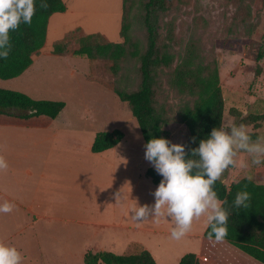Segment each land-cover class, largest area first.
Masks as SVG:
<instances>
[{
	"label": "rangeland",
	"instance_id": "374dc122",
	"mask_svg": "<svg viewBox=\"0 0 264 264\" xmlns=\"http://www.w3.org/2000/svg\"><path fill=\"white\" fill-rule=\"evenodd\" d=\"M65 2L69 9L67 17L61 18L63 16L61 14L51 17L48 41L41 54L35 56L33 66L16 79L7 81L0 79V88L24 93L38 101L63 102L64 117L74 121L71 126H59V133L68 135L74 147L76 144L79 145L78 153L74 149L70 155L74 158L78 156L81 162L79 168H74L79 173L74 176L79 179L80 187L92 188L93 184H98L104 186L105 191L110 189L111 192L115 187L120 194L119 208H123L124 205L126 207V222L150 228L164 225L162 230L172 231L175 225L165 217L158 218V222L151 217L142 221L133 218V208L155 204L153 193L158 186L152 179L146 176L140 179L139 172L133 169H128L126 172L114 169L112 158L94 162L95 158L89 150L88 143L92 141L95 133L120 130L124 133L120 147L123 154L120 160L123 161L124 155L127 154L128 161L133 164L134 158L129 152H136L138 156L145 154V142L138 122L128 105L121 102L114 92L115 89L125 92L138 89L141 81L139 58L126 59L115 71L112 69V62L74 57L72 52L78 50L84 42L82 33L72 40L70 53L64 56L52 53L57 42L78 28L84 34H101L112 43L123 42L121 36L123 0L118 2L117 0H65ZM173 3L172 11L163 23L167 26L174 24L173 53L176 64L189 44H199L201 54L207 61L218 62L220 86L225 99L223 124L244 125L253 142L264 139V121L260 120V117L264 116V0H173ZM137 11L135 8L133 18ZM133 18L134 24L130 36L140 44L143 53L147 45V34L142 25ZM166 36L167 29L164 28L162 37ZM99 41L101 42L100 39ZM259 55L263 57L259 58ZM184 101L185 98L174 91L166 79L161 82L156 93V108L159 111L164 110L165 114L175 118L167 127L170 141L175 144L184 143L188 137L186 127L178 122V112ZM24 133L30 134V142L23 141ZM40 134L39 128L21 130L13 127L0 128V156H3L8 164L7 169L0 170V178L4 180L1 186L7 187L8 183H12L11 187L7 188L13 189L14 181L11 179L12 176L8 178V169L11 165L28 164L22 159L23 151L29 148L33 151L40 150L41 146L38 143ZM59 139L66 138L59 136ZM51 150L52 155L58 153L59 149ZM67 155H69L67 150L63 153L59 152L60 158H65ZM56 158L55 155L54 160L50 159L52 165H58ZM237 159V166H230L220 179L233 183L244 177H250L255 182L264 184V162L259 165L252 164L253 157L243 151L239 153ZM240 162L247 167H240ZM147 167L148 165L144 164L143 169ZM22 196L19 195L15 199H21ZM5 201L9 202L0 197V204ZM20 202L31 205V198L26 202L23 200ZM82 203L92 202L87 199ZM19 209V206L14 205L12 212H17ZM95 219L101 218L95 217ZM206 221L205 215L193 222L187 234L198 236L192 238L186 234L177 240L171 235L148 236L145 231L127 230L122 240L135 241L149 251L152 250L153 253L150 252L157 264H179L184 255L198 253L201 246H205L209 252L202 254L204 258L198 257L201 264L252 260L228 243H216V240L202 243L199 234L204 233ZM52 223L56 232L49 228L51 223L39 220L35 222V229H27L14 237L10 236L14 230L13 222L6 219L5 213H0V240L15 246L22 253V264H84L82 252L88 247L97 245L99 241L101 247L110 248L111 233L91 239L87 234L88 228L85 227L80 234L78 233L79 236L72 238L71 233H66L67 226L59 224L61 233L57 237V223ZM94 228L103 231L101 227ZM70 249L74 254L68 252ZM114 249L113 253L117 255H127L134 251V246H129L128 249L122 245ZM59 250L67 253L61 254ZM37 251L42 253H36ZM76 252H79L78 257ZM97 252L100 251L95 250V253ZM255 264L260 263L255 262Z\"/></svg>",
	"mask_w": 264,
	"mask_h": 264
},
{
	"label": "trees",
	"instance_id": "16d2710c",
	"mask_svg": "<svg viewBox=\"0 0 264 264\" xmlns=\"http://www.w3.org/2000/svg\"><path fill=\"white\" fill-rule=\"evenodd\" d=\"M45 2L48 7L42 9L41 0H35L36 11L32 22L25 24L21 21L17 30L10 31L11 50L7 59L0 58L1 80L16 79L33 65L35 56L40 55L46 45L51 17L68 10L65 0ZM173 6V0H123V42L112 43L101 34H84L78 28L57 42L52 53L59 56L70 53L72 40L82 33L84 42L78 50L72 52L74 57L112 62L115 71L126 59L139 58L141 81L138 89L130 92L115 89L116 96L128 105L137 120L145 145L154 137L170 140L167 127L175 118L156 108L157 89L166 79L169 86L185 98L178 112V122L187 129L188 137L182 145L190 158L192 149L199 147L201 140L223 124L225 99L220 86L218 62L207 61L201 54L199 44H189L176 64L173 53L174 24L167 26L163 23ZM135 8L138 11L133 18ZM132 18L142 25L147 34V45L143 53L140 44L130 36L134 24ZM164 28L167 29L165 38L162 37ZM262 57L259 55V58ZM64 108L63 102L38 101L24 93L0 88V115L22 120L38 117L56 119ZM260 120L264 121V116ZM123 138L124 133L120 130L98 133L92 151L101 153L112 149ZM146 175L156 185L162 180V176L154 169H149ZM213 187L222 207L228 212L227 235L223 240L264 264V184L244 177L230 186L218 179ZM240 191L250 193V200L246 202L248 208L237 209L234 206L235 197ZM210 231L208 226L204 234L206 238ZM133 246L134 251L127 255L90 251L84 257V264H157L152 254L141 244ZM179 264H201V260L196 254L189 253L182 257Z\"/></svg>",
	"mask_w": 264,
	"mask_h": 264
},
{
	"label": "crops",
	"instance_id": "0c3cea01",
	"mask_svg": "<svg viewBox=\"0 0 264 264\" xmlns=\"http://www.w3.org/2000/svg\"><path fill=\"white\" fill-rule=\"evenodd\" d=\"M68 10L65 13L61 14L63 15L61 16V18L67 17L66 14L68 13ZM51 19L49 22H51ZM49 27H50V23L48 26V31H49ZM47 41H48V33H47ZM62 112L56 119H51L48 117H38L29 120H22L18 118L0 115V128L11 129L13 127L14 129H20V130L25 128H39V130L41 131L40 140L38 142L39 145L41 146V149L38 151L36 150L33 151L32 149L29 148L28 150L23 151L22 159L28 164L24 166L11 165L8 169V178L12 176L11 179L12 181H14L13 189L11 190V188H7L8 186L11 187L12 183H8L7 187L1 186L2 184H4V180L3 178L2 179L0 178V197L20 207V209L17 212L11 211L9 213H5L6 219L12 221L14 226V230L10 234V236L15 237L20 235V233H24L27 229H33V228L35 229L36 228L35 222L39 220L45 223H51L49 225L51 227L49 228H52L53 231H55V227H54V223L52 222H56L57 237H59L58 234L61 233L59 224H65V226H67L66 233L68 234L71 233L70 237L72 238L75 236H79L78 233L80 234L81 230L85 227L88 228L87 234L90 235L91 239L100 237V235L107 236L109 233L112 234L109 243H110V248L113 249L101 247L100 242L98 241L97 245H93V247L91 248L88 247V249H85V251L82 252V255L85 257V255L88 252L90 251L95 252V250L107 251L113 253L114 252L113 250H115L114 248H118L119 246L122 245L123 246L125 245L129 249V246H132L133 244L136 243L135 241H131V240L126 242L122 240V237L124 238L125 231L127 230L142 231V232L145 231L148 236L171 235L172 231H165L161 229L165 227L164 225H156L155 228L153 227L150 228V227H144L143 225H139L137 223L126 222V214H127L126 207L124 205L123 208H119L118 204H119L120 194L115 187L112 192L110 189L105 191L104 186L98 184L97 185L93 184L92 188H87L85 186L82 188L80 187L79 179L77 178L76 175L74 176V174H79V173L78 171L74 170V168H79L81 166L80 165L81 162L78 156L74 158L72 157V155H70V153L71 154L73 153L74 149L76 150V153H78L77 147L79 145L76 144V147H74V143L70 141L68 135H61L59 133L60 131L59 126L61 125L71 126L73 125L72 121L74 120H69V118H65ZM109 132H113V131H109ZM97 134L95 133L92 141L90 140L88 143L90 144L89 150L92 152L93 155L92 157L95 158L94 162H98V161L102 162L105 160H110V158H112L114 160V163L112 165L114 169L124 170L125 172L128 169L130 170L133 169L139 172L140 179L143 176L147 177L146 172L149 169H155L154 166L150 165L151 164L150 161H147L145 159V154H141V156H138L136 152H134L135 153L134 154L133 152L128 151L129 154H131V156H133L134 158L133 164L128 161L127 154L124 155L125 159L123 161L120 160L123 154L122 153L123 150H120V147L122 146V142L124 139L112 149L103 151L101 153H94L92 151V146ZM59 136H62L63 138L66 139L60 140ZM25 140H27L28 142L31 141V136L29 133H24L23 141ZM54 148L59 149L58 153L56 154L54 153L51 155V151H52L51 149ZM66 150L70 156L67 155L65 158H60L59 152L63 153ZM55 155L57 157L56 159L58 161V165H54V164L52 165L50 160V159L54 160ZM36 161H38L37 164H35ZM144 164L148 165L147 169L146 168L143 169ZM94 170L96 171L97 168H95ZM219 180H221L227 186H230L232 184V182L228 183L226 179H219ZM156 186H159V184ZM19 195H23L22 198L15 199V197ZM29 198H31V205H29L28 203L22 204L20 202V200L26 202ZM87 199L90 200L92 203L90 204L82 203ZM90 217H92V219H89ZM95 217H100L101 219L97 220L95 219ZM31 220H34V222H30ZM153 220L156 219L153 218ZM22 223L23 225L21 226ZM208 226L209 225L206 221L204 224V233L201 232L199 234L200 241L202 239L203 241L202 243L204 244H206L207 241L210 242L215 240V239L209 240V238H206L204 236ZM94 227H101L103 228V231L101 232L100 229L97 230ZM187 235H189L190 238L194 236L195 237L198 236V235H193L192 233H189ZM216 243H228V242L222 240ZM144 248L148 250V248L146 247ZM234 249L241 252L236 247ZM59 251L61 252V254L67 253V252H62L61 250ZM150 251L153 253L152 250ZM68 252L74 254V251L72 249L68 250ZM36 253H42V251L39 252L37 251ZM203 253H209L205 248V246L203 247L201 246L200 250L198 251V253H196V255L198 257L204 258V256L202 255ZM241 253L245 257L252 259L243 252ZM75 254L77 255V257L79 256V252H76ZM255 262L258 261L252 259V260H241L240 262L231 261L225 264H255Z\"/></svg>",
	"mask_w": 264,
	"mask_h": 264
},
{
	"label": "clouds",
	"instance_id": "9594fccd",
	"mask_svg": "<svg viewBox=\"0 0 264 264\" xmlns=\"http://www.w3.org/2000/svg\"><path fill=\"white\" fill-rule=\"evenodd\" d=\"M40 7H48L45 0H41ZM35 11V0H0V58L7 59L11 50L10 31L17 30L21 21L30 24ZM145 149V159L163 179L153 193L155 204L133 208V218L142 221L151 217L158 222V218L165 217L175 225L172 238L179 240L191 230L195 220L206 215L211 228L209 240L215 236L216 242L222 241L227 235L228 212L213 186L225 170L237 166L241 151L253 157L254 165L264 162V139L253 142L244 125L221 124L200 141L199 147L192 149L191 157L198 159L189 158L184 145L163 137L150 139ZM239 166L247 167L243 162ZM7 167L6 159L0 156V170ZM249 200L250 193L240 191L234 206L248 208ZM13 208L12 203L5 201L0 204V213H9ZM22 261V253L15 246L0 240V264H22Z\"/></svg>",
	"mask_w": 264,
	"mask_h": 264
}]
</instances>
